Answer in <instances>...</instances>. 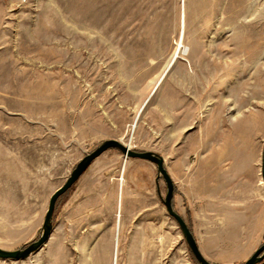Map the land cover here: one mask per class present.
<instances>
[{
  "label": "rangeland",
  "instance_id": "obj_1",
  "mask_svg": "<svg viewBox=\"0 0 264 264\" xmlns=\"http://www.w3.org/2000/svg\"><path fill=\"white\" fill-rule=\"evenodd\" d=\"M106 140L163 157L204 255L244 264L247 230L264 233V0H0V248L39 239ZM157 177L107 150L43 247L0 264H113L117 232L118 264H199Z\"/></svg>",
  "mask_w": 264,
  "mask_h": 264
},
{
  "label": "water",
  "instance_id": "obj_2",
  "mask_svg": "<svg viewBox=\"0 0 264 264\" xmlns=\"http://www.w3.org/2000/svg\"><path fill=\"white\" fill-rule=\"evenodd\" d=\"M118 149L120 150L126 158H135L149 161L157 166L158 177L163 178L166 186L167 193L165 199L163 200L165 208L168 214L175 219L178 223L182 234L189 246V249L197 262L199 264H215L207 260L202 254L199 245L196 241V238L189 228L185 220L180 216L173 206L175 184L165 168L164 159L155 152H138L132 150L130 146H126L118 140H106L102 142L98 148L92 153L84 157L74 168L71 175L66 180L65 184L57 189L54 194L51 196L49 201L48 210L44 220L41 236L38 240L30 243L27 247L19 250L9 251L0 248V258L1 259H12V260H22L30 257L35 252L40 250L43 245L49 240L51 232L53 230V217L56 208V204L59 198L68 192L81 178V176L86 172V170L91 166V164L100 157L104 152L109 149ZM262 180L264 182V150L262 156ZM264 260V244H262L245 262L244 264H260Z\"/></svg>",
  "mask_w": 264,
  "mask_h": 264
},
{
  "label": "bare ground",
  "instance_id": "obj_3",
  "mask_svg": "<svg viewBox=\"0 0 264 264\" xmlns=\"http://www.w3.org/2000/svg\"><path fill=\"white\" fill-rule=\"evenodd\" d=\"M183 13V31H182V37H181V40L180 41H178V47H177V50H176V52H175V54H174V56H173V58H172V62H174V61H176V58H178L179 57V55H180V53H181V51H182V48L184 47V45H183V40H184V29H185V12H184V10L182 11ZM182 28V27H181ZM170 66V65H169ZM168 66V67H169ZM162 77H164V74H163V76ZM124 174L122 175V178L120 179L121 180V184H122V188H123V181H124ZM121 195H122V193H120ZM120 197V196H119ZM120 199H122V196H121V198ZM120 204H121V201H120ZM116 220H117V226H118V231H119V228H120V225H121V220H122V214H121V211H119V212H117V215H116ZM117 235H118V237H117ZM119 232H117V234H116V237H115V244H114V256H113V264H118V252H119Z\"/></svg>",
  "mask_w": 264,
  "mask_h": 264
},
{
  "label": "crops",
  "instance_id": "obj_4",
  "mask_svg": "<svg viewBox=\"0 0 264 264\" xmlns=\"http://www.w3.org/2000/svg\"><path fill=\"white\" fill-rule=\"evenodd\" d=\"M247 237H246V240H247V246H248V249H247V252L245 254L244 257V260L246 261L264 242V233H261L260 235L256 234V235H251L249 233V231L247 230ZM194 234V233H193ZM249 234H250V238H249ZM195 236V234H194ZM196 238V236H195ZM196 241L198 243V240L196 238ZM199 245V244H198ZM200 248V247H199ZM201 250V249H200ZM202 254L204 255L203 251L201 250ZM204 257L207 259V260H211V262H214L212 259H208L206 257V255H204Z\"/></svg>",
  "mask_w": 264,
  "mask_h": 264
},
{
  "label": "built area",
  "instance_id": "obj_5",
  "mask_svg": "<svg viewBox=\"0 0 264 264\" xmlns=\"http://www.w3.org/2000/svg\"><path fill=\"white\" fill-rule=\"evenodd\" d=\"M260 264H264V260Z\"/></svg>",
  "mask_w": 264,
  "mask_h": 264
}]
</instances>
